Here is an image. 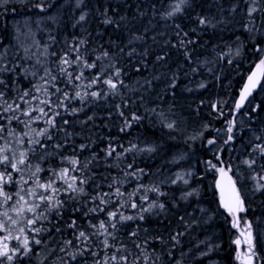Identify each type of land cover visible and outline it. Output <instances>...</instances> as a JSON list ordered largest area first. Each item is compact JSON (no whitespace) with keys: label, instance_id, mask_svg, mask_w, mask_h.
<instances>
[{"label":"trees","instance_id":"obj_1","mask_svg":"<svg viewBox=\"0 0 264 264\" xmlns=\"http://www.w3.org/2000/svg\"><path fill=\"white\" fill-rule=\"evenodd\" d=\"M251 9L255 11L250 14ZM70 49H78L70 56L80 55L81 63L69 70L83 71L84 77L71 85L58 71L60 57ZM261 60L264 0H0V79L7 85H0L5 93L0 116H20L29 125L0 120L5 126L0 147L22 137L28 163L23 173H12L13 180L23 175L29 181L23 187H32L29 177L38 165L40 182L54 180L60 189L57 199L65 202L60 209H45L47 219L35 225L20 223L25 232L19 240L11 236L6 241L9 254L25 236L31 251L24 255L21 249L12 261L0 258V264H103L122 246L127 264H239L231 217L218 202L213 165L229 169L242 201L241 219L251 231L254 261L264 264V76L256 90L239 101L248 75ZM84 61L96 67L87 69ZM45 68L57 76L55 81L40 79ZM117 69L119 77L114 75ZM98 75L97 84L84 87ZM110 76L117 83L115 90L102 82ZM56 88L70 96L75 91L81 96L97 91L101 96L65 101L69 110L78 109L72 115L55 106L57 97L63 99ZM25 90L31 93L25 97L28 104L19 99ZM45 99L60 112L52 140L31 131L48 128L47 117L30 120L19 111H3L4 101L13 107L19 103L24 110L47 111L40 103ZM29 139H39L46 147ZM73 158L76 165L69 163ZM245 161L255 163L249 167ZM64 168L69 169V182L77 177L83 193L66 191L58 178ZM180 173L187 183L179 179ZM19 186L13 183L4 190L15 200ZM117 188L122 195L116 194ZM104 193L107 204L92 199ZM97 205L104 211L89 212ZM109 211L118 213L112 223L120 214L137 218L117 223L112 248L103 249L93 238L90 250L84 251L86 245L74 233L91 234L90 223L108 222ZM27 216L32 218L31 213ZM72 220L77 229L68 227ZM133 231L138 235L130 236ZM5 235L0 232V239ZM36 239L39 245L33 243ZM65 240H72V246L61 252ZM92 251L98 255L92 256Z\"/></svg>","mask_w":264,"mask_h":264},{"label":"snow or ice","instance_id":"obj_2","mask_svg":"<svg viewBox=\"0 0 264 264\" xmlns=\"http://www.w3.org/2000/svg\"><path fill=\"white\" fill-rule=\"evenodd\" d=\"M185 0H181V3H184ZM176 11H180V6L177 5ZM255 9L250 10L251 12H254ZM85 17L82 15L80 17V20H84ZM109 22L110 21H106ZM201 24L206 23L204 19H200L199 21ZM80 43H84V41H80ZM71 52H78V49H70L69 52L64 53L63 56L60 57L59 65H58V71L59 75L66 78V81L68 84H74V81H80L83 77V71H80L79 74H74V71H70L69 69L73 68V66H79L81 63V57L80 55H76L75 59H72L70 56ZM55 55V53H53ZM105 56L108 55L107 52L104 53ZM99 59V57L97 58ZM84 67L87 69H92L96 67L95 62L88 63L87 61L83 62ZM258 70L260 71L261 76H264V60H261L259 64L257 65ZM0 71H3V69H0ZM116 77L120 76L119 69L116 70L114 73ZM49 78L51 81H55L57 79V76L52 75L51 71L47 68L44 69V75L40 77L41 80L45 81V83H49ZM100 81V76H96L91 79V81L84 85L86 88H92L93 85L97 84ZM103 84L107 85L109 89L115 90L117 89V83L113 82V79L111 76L108 79H104ZM120 83H123L120 81ZM259 81L257 80V73L254 72L251 76L248 77V83L245 84L243 91L241 92V102L247 97V95L250 94L253 88L257 86ZM0 85H5L7 87L6 82L3 79H0ZM75 87H79V85H74ZM36 91H40V88H36L35 85L32 86ZM45 94H48V90L44 89ZM56 93H61L62 90L60 88L55 89ZM31 95L30 91L25 90L23 95L19 97L20 100L24 101L25 104H28L29 101L25 100V97H29ZM91 95V97L94 98H100L101 93L97 91H92L88 93L87 91L84 93V96ZM5 96V93L3 91H0V98H3ZM63 99H60V97H57V102H55V106L57 108L63 107L65 111H68L69 114L74 115L78 109L71 108L69 110L68 104H65V101H71L75 98H80L83 100L84 96H81L80 91H75L74 95L70 96L68 92H62ZM32 99H38L37 97H32ZM4 103L7 105L3 111L5 113L7 112H21V114L25 117H29L30 120H39L41 117H47L46 124L48 125V128L42 129L40 131H36L35 129H31L35 133L37 137H45L47 140H52L53 137L51 135V130L57 129V123H56V117L60 115V112L55 111L53 109V101L50 99H45L40 101L41 104L45 105L47 107V111H45V107H40L38 109H32L29 107L28 110H24L20 107L19 103L15 104V107H13V104L7 103V101H4ZM119 108V106H117ZM237 108L240 107V104L238 103L236 105ZM38 111L39 116L32 117V112ZM49 113H52L49 115ZM120 115L123 116V112H120ZM8 119L9 123H11L12 120H16L19 123L25 124V127H28L29 125L26 124L23 120H21L20 116L13 115L11 117H5L0 116V120ZM88 119H92V117H89ZM134 120H138L139 117L133 116ZM68 120H63V124H68ZM231 123V122H230ZM173 125L169 124L168 127L171 128ZM63 130V129H61ZM229 132L232 131L231 127H229ZM5 131V126L3 124H0V133H3ZM123 131V129H122ZM25 136L28 135V133L24 134ZM66 135H68L66 133ZM3 137L0 136V139ZM229 139H232L230 136ZM23 138H20L19 142H22ZM30 144H36L40 147H46L45 144L41 143L39 139H29L28 141ZM209 144L213 143V141H208ZM55 147L60 148V144H56ZM84 145H81V148H84ZM114 149H110L107 152V155L111 156ZM260 151L264 153V148H260ZM28 163V155L26 151H20L19 155L17 154L9 147V145L6 143L2 147H0V166H3V171H0V207L7 206L3 212H0V217H3V219H0V232H6L8 235H5L3 237V240H0V258H6L8 261H12L14 256L17 255L23 249V254L27 255L31 249L29 247V240L28 237L25 236L23 239V242L21 245H18L16 248L11 250L12 254H9L8 244L6 241L9 240L11 237V231L14 226H17L20 223H26L27 225H35L38 220L41 219H47L45 216L44 210L46 209L48 212H51L53 209H60L64 206V201L57 199L56 194L60 191L59 188L55 186L54 180H49L46 183L40 182L38 178V174L42 171V169L37 165L35 168V171H32L30 174L29 179L33 181V186L29 188H24L23 185H26L29 183L28 180H25L23 175L20 176L19 181H14L12 173H23L24 168L22 166L26 165ZM69 163L72 165H76L78 161L76 159H70ZM245 163H249L248 161H245ZM255 163V161H252L249 163V167H251V164ZM87 165H85L86 167ZM29 168H31V165H28ZM215 167V165H213ZM11 169V171H9ZM220 173L223 175H226L224 172V169H219ZM69 172L68 168H64L60 171L58 174V178L62 180L66 185L67 189L66 191H71L73 193L80 192L83 193L84 189L82 187L76 186L77 177L72 176L71 182L68 181L67 174ZM229 181V188L231 190V193L234 194L235 199L232 200L231 198L229 201H225L223 192L224 188L221 187V185L218 183V187H221V203L225 208L228 209L230 213L235 214L237 211H243L242 207V201L239 198V194L235 191V185L231 181V177H228ZM16 183L19 186L18 190L15 192L16 199L13 200V194H9L4 190L6 185H10ZM85 183V181L81 180L80 184ZM187 183V181H185ZM111 187V186H110ZM155 191V189H153ZM117 195H122L120 193L119 188L116 189ZM107 193H104L103 195H98L92 197L93 200L99 199L100 205H105L108 203L104 199L105 196H107ZM187 195H192L191 192L187 193ZM146 198V197H145ZM12 202L11 204L9 202ZM100 205H97L96 207L89 209V212L96 213V212H103L104 208L100 207ZM132 208H136L137 205L135 203L131 204ZM159 207L161 209L164 208L163 204H160ZM150 209H144L143 211H149ZM12 212L15 214V218H13L12 215L9 214V212ZM31 213L32 218H28L27 214ZM59 214V213H58ZM85 216L88 215V212L84 213ZM118 213L116 211H109L107 212L108 216V222L104 220H100L98 225L91 224L90 227L94 229V231L91 234L86 233L85 231H78L74 233V238L77 241H80L82 244H85L86 247L84 251L90 250L91 243L93 241V238H95L96 241H98L99 246H102L103 249L112 248L113 244L110 243V240H115V231H118L117 229V223L130 221L133 219H136L137 217L133 216H125L120 214L119 219L117 223H112L113 220H116ZM140 220L144 219L143 215H140L138 217ZM237 223H233V227H237ZM68 227L72 229H77V224L75 220H72V222L68 225ZM109 228L113 229L114 231H109ZM20 233L25 232L24 227H19L16 229ZM35 231L39 233L41 231L40 228H36ZM56 231L59 233L61 229L59 227H56ZM138 233L136 231H133L130 233V236H137ZM250 236V233H249ZM100 237H103V239H100ZM15 239L19 240V236L15 237ZM173 239H176V237H173ZM34 244L39 245L41 243V240L36 239L33 241ZM72 240H65L63 241V246L60 248L61 252H64L66 248L72 246ZM236 244H239L240 241H235ZM138 248L140 247L139 244L136 245ZM126 251L125 247H121L119 249H115L110 257H105L103 260V264H127L128 262V256L123 255L122 253ZM117 253H121L120 255H117ZM79 255H83V251L79 252ZM92 256H97L98 253L96 251L91 252ZM71 259L75 260L76 255L73 254L71 256ZM138 259V258H137ZM96 264H100V261H96Z\"/></svg>","mask_w":264,"mask_h":264},{"label":"rangeland","instance_id":"obj_3","mask_svg":"<svg viewBox=\"0 0 264 264\" xmlns=\"http://www.w3.org/2000/svg\"><path fill=\"white\" fill-rule=\"evenodd\" d=\"M20 140L18 138H14L9 147L17 154V156L19 155V152L21 151V143L19 142ZM224 169V172L229 175L230 177H232L230 171L228 168H224L222 165L219 166H215L214 170L216 173V177L217 175L221 174L220 171H218L219 169ZM179 179H181L182 181H186L184 175L182 173H180L178 175ZM233 178V177H232ZM215 181V180H214ZM235 185V184H234ZM235 191L236 193H238L236 186H235ZM239 194V193H238ZM240 198V196H239ZM235 199V196L233 195L232 200ZM241 200V198H240ZM243 207V206H242ZM5 209L0 210V212H3ZM227 213L230 215L231 220H232V225L233 223H237V227H233L234 231H235V238H234V242L239 240L240 243L236 244V258L238 260L239 264H256L254 261V257L252 254V237H251V231L249 228V225L246 221H242L241 219V213L242 211H237L235 212V214L230 213L228 211V209H226ZM10 215L13 216V218H15V214L12 213L11 211L9 212ZM0 219H3V217H0ZM21 227L20 224H18L17 226H14L12 228L11 231V236L15 239V237L19 236V238H22L23 236H20L21 233L19 231H17L16 229ZM250 233V236H249ZM2 240V239H0Z\"/></svg>","mask_w":264,"mask_h":264},{"label":"water","instance_id":"obj_4","mask_svg":"<svg viewBox=\"0 0 264 264\" xmlns=\"http://www.w3.org/2000/svg\"><path fill=\"white\" fill-rule=\"evenodd\" d=\"M254 72L257 73V80L260 82V80H261V74H260V71L258 70L257 66L254 67V69L250 72V74L248 75V77L251 76ZM247 83H248V78H247L245 84H247ZM258 84H259V83H258ZM258 84H257V85H258ZM256 88H257V86H256L255 88L252 89V91L250 92V94H251L253 91H255ZM243 89H244V88H243ZM250 94H249V95H250ZM247 96H248V95H247ZM239 101L241 102V96H240ZM242 102H243V101H242ZM228 177H230V176L227 175V174H226V175H223V176H222V174H219V175H217V177L215 178V182H214V186H215V189H216V192H217L218 202H219L220 208L223 209V210H226L227 208H225V207L223 206V204L221 203V195H222V193H221V187L224 188L223 196H224L225 201H229V199H230V198L232 199V197H233V195H234V194L231 193V190H230V188H229ZM231 181H232V183H233L232 178H231ZM218 183L221 185V187H218V186H217Z\"/></svg>","mask_w":264,"mask_h":264}]
</instances>
